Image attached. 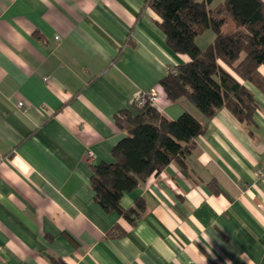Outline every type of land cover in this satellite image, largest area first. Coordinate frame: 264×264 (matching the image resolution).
<instances>
[{"label": "crops", "instance_id": "1", "mask_svg": "<svg viewBox=\"0 0 264 264\" xmlns=\"http://www.w3.org/2000/svg\"><path fill=\"white\" fill-rule=\"evenodd\" d=\"M157 20L147 0H0V264H264V94L239 79L250 124L169 100L160 79L189 56ZM152 87L166 117L188 110L205 130L184 163L123 193L144 206L131 223L90 176L125 135L116 115Z\"/></svg>", "mask_w": 264, "mask_h": 264}, {"label": "trees", "instance_id": "2", "mask_svg": "<svg viewBox=\"0 0 264 264\" xmlns=\"http://www.w3.org/2000/svg\"><path fill=\"white\" fill-rule=\"evenodd\" d=\"M158 15L159 27L169 47L189 56L160 79V89L173 102L186 98L212 117L227 108L239 121L253 122L257 101L244 81L264 94V2L262 0H147ZM206 29L212 41L201 48L197 35ZM241 54H243L242 58ZM230 70H229V69ZM125 131L111 149L112 161L92 164L90 186L95 202L134 223L143 210L140 198L124 208V192L136 188L151 173L169 162L184 163L205 124L188 110L170 119L150 101L122 109L115 117ZM52 264H66L52 259Z\"/></svg>", "mask_w": 264, "mask_h": 264}, {"label": "built area", "instance_id": "3", "mask_svg": "<svg viewBox=\"0 0 264 264\" xmlns=\"http://www.w3.org/2000/svg\"><path fill=\"white\" fill-rule=\"evenodd\" d=\"M46 79H47V77H45V80ZM159 92H160V90L157 87H152L147 91H141L136 95L134 102L136 105H143L147 101H150L151 103L155 104V102H157ZM17 106L23 107V102L18 101ZM88 154L92 155V152L89 150Z\"/></svg>", "mask_w": 264, "mask_h": 264}, {"label": "rangeland", "instance_id": "4", "mask_svg": "<svg viewBox=\"0 0 264 264\" xmlns=\"http://www.w3.org/2000/svg\"><path fill=\"white\" fill-rule=\"evenodd\" d=\"M209 31H211V30H209ZM206 33H209V32H205V34H203L202 36L199 37V44H200L199 46H203V47L206 46V44H207V43H206V42H207V41H206V40H207V39H206V35H207ZM210 33H212V32H210ZM203 40H204V41H203ZM204 44H205V45H204Z\"/></svg>", "mask_w": 264, "mask_h": 264}]
</instances>
